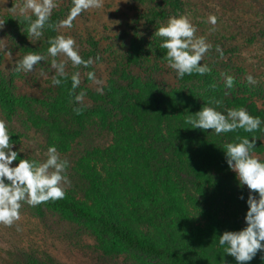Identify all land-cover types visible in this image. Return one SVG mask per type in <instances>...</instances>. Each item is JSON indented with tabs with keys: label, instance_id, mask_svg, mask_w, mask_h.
I'll use <instances>...</instances> for the list:
<instances>
[{
	"label": "trees",
	"instance_id": "16d2710c",
	"mask_svg": "<svg viewBox=\"0 0 264 264\" xmlns=\"http://www.w3.org/2000/svg\"><path fill=\"white\" fill-rule=\"evenodd\" d=\"M133 1L137 15L129 50L112 61L104 85L82 92V83L73 88L72 75L79 73L82 82L83 72L91 71L94 62L74 67L66 61V76L58 77L49 65L53 59L59 63V55L53 58L47 51L49 40L58 36L61 19L69 17L73 0L51 11L39 37L28 32L25 15L35 20L32 13L5 18L13 54L42 55L45 66L40 71L43 84L37 83L21 70L7 71L0 53V119L7 123L12 150L18 152L12 166L20 159L44 161L50 146L69 165V183L62 184L64 199L36 207L25 203L20 211L59 230L88 234L100 254L125 255L132 264H237L219 245V236L247 226L248 196L223 150L237 136L255 137L253 153L264 160V123L254 133L238 130L218 136L211 130L190 129L184 121L202 106L224 114L243 107L264 121L261 75H251L255 83L249 84L245 68L236 63V47L210 43L218 34L226 37L224 29L233 27L225 21L219 31L205 20L226 15L221 8L193 0ZM180 15L194 22L197 37L204 34L212 44L201 61L211 71L180 79L175 73L174 84L165 86L160 74L167 65L166 50L154 33L169 17ZM90 43L98 49L96 42ZM79 54L85 61L98 58L93 51ZM227 76L234 79L230 88ZM53 77L61 84L53 85ZM262 255L258 252L247 264H264Z\"/></svg>",
	"mask_w": 264,
	"mask_h": 264
},
{
	"label": "clouds",
	"instance_id": "9594fccd",
	"mask_svg": "<svg viewBox=\"0 0 264 264\" xmlns=\"http://www.w3.org/2000/svg\"><path fill=\"white\" fill-rule=\"evenodd\" d=\"M73 8L67 20L62 21L64 27L70 28L71 21L82 11L103 7V0H73ZM54 0H24L20 9L22 14L31 12L25 19L30 21L28 32L34 37L41 36L42 30L49 19L51 10L55 7ZM207 22L211 25L217 23L215 16L210 15ZM3 26V24H0ZM197 28L185 15L171 16L166 25L160 26L155 36L161 38L159 47L166 50L164 59L169 68L175 71L178 79L185 75H205L211 71L207 65H202L205 54L211 48L204 37L196 36ZM75 40L71 37L57 36L49 40L48 55L55 58L62 55L74 67L84 65L87 67L91 60L85 61L75 47ZM217 51H220L217 46ZM222 55V52H221ZM44 59L42 55L29 53L19 62L17 70L30 72L34 66ZM51 67L56 76L65 77V62L52 60ZM90 79L93 73L88 74ZM73 88L80 83L79 73L72 75ZM249 84L255 80L251 75L246 77ZM53 85H60L61 80L53 77ZM234 79L226 77L227 87H232ZM76 100H82V95ZM217 104L220 102L217 101ZM79 114V110H76ZM185 124L190 129L202 131L211 130L216 135L243 130L254 133L261 130L264 121L259 116L251 115L245 108H230L224 114L210 106L202 108L185 118ZM256 138L236 137V142L224 145L226 163L236 174L240 186H247V212L244 217L246 227L239 231H225L219 236V245L224 247L225 253L235 259L237 264H247L257 253H264V160L253 153L256 147ZM14 142L8 132L7 123L0 119V224L11 227L21 219L23 204L36 207L42 203L55 202L64 199L66 192L62 184L69 183L65 172L68 161L62 160L55 146H50L46 152V159L42 162L20 159L16 166L18 152L13 151ZM7 181V182H6ZM253 193L258 194V198ZM244 199L243 196L239 197ZM19 230V229H18ZM264 260V255L261 256Z\"/></svg>",
	"mask_w": 264,
	"mask_h": 264
},
{
	"label": "rangeland",
	"instance_id": "374dc122",
	"mask_svg": "<svg viewBox=\"0 0 264 264\" xmlns=\"http://www.w3.org/2000/svg\"><path fill=\"white\" fill-rule=\"evenodd\" d=\"M66 0H54V11ZM197 5L206 3L214 10L222 9L226 15L216 16L215 24L219 31L226 24L233 26L226 32V37L216 35L210 43L226 47H236V63L245 68L248 75L260 76L258 80L264 83V0H193ZM24 0H0V53L3 54L4 68L12 72L17 69L18 62L23 58L13 54L12 36L6 32L7 16L22 14ZM31 12L25 13L29 14ZM137 15V5L133 0H103V7L82 11L71 21L70 28L64 27L62 21L58 26V36L71 37L75 40V47L80 51H93L96 56L90 60L94 62L93 69L83 72L80 83V92L85 87H101L108 78L110 65L116 58H122L130 48L131 36L134 28L131 26ZM208 17H206L207 21ZM191 23L194 22L190 19ZM208 26V25H206ZM206 28V27H205ZM203 28H201L200 32ZM208 36V31H205ZM218 32V30H217ZM227 33L230 34L227 39ZM204 35V34H203ZM202 35V37H203ZM98 44V49H93L91 41ZM211 44V45H212ZM58 61L67 58L59 55ZM42 61L36 64L32 71L23 73L29 78L43 84L41 75ZM49 67H51L49 65ZM80 70V69H79ZM93 73L90 79L88 74ZM87 75L88 82L85 81ZM161 80L165 86L175 82V71L167 65L161 69ZM25 88V91L28 89ZM30 150V146L26 148ZM236 175V174H235ZM239 183V182H238ZM245 194L249 195L247 186H241ZM258 198V194L253 193ZM21 212V211H20ZM19 229V230H18ZM94 239L83 233L59 230L50 222L21 212V219L11 227L0 224V264H132L125 255H102L96 247Z\"/></svg>",
	"mask_w": 264,
	"mask_h": 264
}]
</instances>
